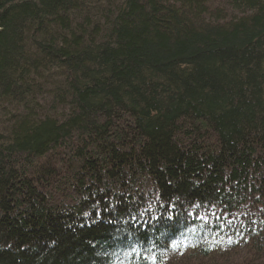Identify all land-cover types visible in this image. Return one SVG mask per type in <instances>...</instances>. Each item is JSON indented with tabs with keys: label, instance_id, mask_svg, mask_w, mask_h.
<instances>
[{
	"label": "trees",
	"instance_id": "1",
	"mask_svg": "<svg viewBox=\"0 0 264 264\" xmlns=\"http://www.w3.org/2000/svg\"><path fill=\"white\" fill-rule=\"evenodd\" d=\"M0 264H264V0H0Z\"/></svg>",
	"mask_w": 264,
	"mask_h": 264
}]
</instances>
